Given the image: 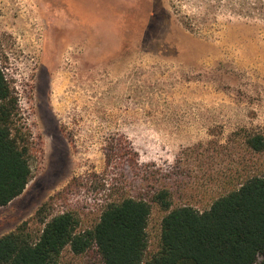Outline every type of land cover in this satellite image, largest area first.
Wrapping results in <instances>:
<instances>
[{
  "label": "rangeland",
  "instance_id": "1",
  "mask_svg": "<svg viewBox=\"0 0 264 264\" xmlns=\"http://www.w3.org/2000/svg\"><path fill=\"white\" fill-rule=\"evenodd\" d=\"M0 69L32 147L0 237L63 212L89 229L105 200L163 188L205 210L264 172L242 139L264 134V0H0ZM56 264L103 263L91 247Z\"/></svg>",
  "mask_w": 264,
  "mask_h": 264
},
{
  "label": "trees",
  "instance_id": "2",
  "mask_svg": "<svg viewBox=\"0 0 264 264\" xmlns=\"http://www.w3.org/2000/svg\"><path fill=\"white\" fill-rule=\"evenodd\" d=\"M18 115L17 99L0 69V208L23 194L32 175V147ZM242 139L252 153H264L263 133H245ZM169 197L163 188L107 199L98 222L82 231L72 212L40 220L37 231L23 222L0 237V264H56L66 248L81 255L91 247L103 264H264V172L240 176L205 210L187 204L171 209ZM152 207L166 214L158 248L146 258Z\"/></svg>",
  "mask_w": 264,
  "mask_h": 264
},
{
  "label": "crops",
  "instance_id": "3",
  "mask_svg": "<svg viewBox=\"0 0 264 264\" xmlns=\"http://www.w3.org/2000/svg\"><path fill=\"white\" fill-rule=\"evenodd\" d=\"M13 201H14V200H13ZM13 201H12V202H13ZM14 230H15V229H14ZM14 230H13V231H14ZM11 232H12V231H11ZM9 233H10V232H9ZM7 234H8V233H7Z\"/></svg>",
  "mask_w": 264,
  "mask_h": 264
}]
</instances>
